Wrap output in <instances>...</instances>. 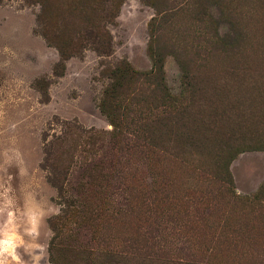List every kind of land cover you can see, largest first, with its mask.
<instances>
[{"label":"rangeland","instance_id":"obj_1","mask_svg":"<svg viewBox=\"0 0 264 264\" xmlns=\"http://www.w3.org/2000/svg\"><path fill=\"white\" fill-rule=\"evenodd\" d=\"M167 1L184 12L152 30L162 0H124L108 25L110 55L87 50L55 76L40 6L0 0V239L17 238L24 264H264V200L242 206L211 181L220 152L236 197L264 187V0ZM150 47L170 92L181 94L184 68L195 95L183 124L158 125L159 147L129 155L113 148L98 108L104 70L124 60L147 72ZM94 132L106 135L101 150ZM89 172L108 182L88 185ZM66 201L82 217L55 232Z\"/></svg>","mask_w":264,"mask_h":264},{"label":"trees","instance_id":"obj_2","mask_svg":"<svg viewBox=\"0 0 264 264\" xmlns=\"http://www.w3.org/2000/svg\"><path fill=\"white\" fill-rule=\"evenodd\" d=\"M26 1L40 6V13L37 16L39 33L46 43L58 52L59 61L54 67L55 76L63 74L65 61L72 57H81L87 50L94 51L100 57L110 55L111 36L108 25L114 23L124 0ZM185 3L189 4L190 2ZM152 7L156 9L158 15L154 20L155 25H150L152 30L159 26L164 19L167 18L170 21L184 12L183 6L171 5L167 0H162V4H154ZM189 8L190 6L187 7V10ZM150 51L152 68L147 72L136 71L124 60L117 62L112 68L104 70V74L110 82L103 91L98 108L112 125L108 137L113 148L129 155L136 151L146 155L152 149L159 147L161 137L158 125L162 122H170L169 120L172 119H179L183 124L193 104V99H188L186 95H195V91H193L195 78L193 79V76L184 68H181L184 88L180 95L172 94L165 82L163 57L159 52L153 50V47H150ZM105 136L104 133L97 132L88 134L91 144L99 145V150L105 146ZM184 136L186 138L183 140L186 143L185 147H192L194 144L190 142H195L193 136L189 137L187 132H184ZM180 148L182 149V147ZM217 159L214 173L211 176V181L217 184L216 192L231 197L245 207L253 208L260 205L261 200H264V187L252 197H236L232 189L228 163H224L220 152L217 153ZM96 167V164L92 165L88 170L96 171ZM86 175L89 179L95 176L90 172ZM100 177L102 179L94 178L88 185L94 180H98V186L103 188L106 181L108 182V174ZM118 177L121 179L118 180V189L123 192L122 200L129 204L127 199L129 188L125 187L123 176L118 175ZM54 185L57 184L54 183ZM85 187L87 186L85 185ZM85 187L83 192L86 190ZM78 192L80 194L82 188L79 187ZM149 208L153 211L156 207H153L151 202ZM151 210L149 212H152ZM81 212L77 201H66L61 214L55 217L51 224L53 231L56 232L59 228L66 229L71 223L82 217ZM170 263L181 264L182 262L172 260Z\"/></svg>","mask_w":264,"mask_h":264},{"label":"clouds","instance_id":"obj_3","mask_svg":"<svg viewBox=\"0 0 264 264\" xmlns=\"http://www.w3.org/2000/svg\"><path fill=\"white\" fill-rule=\"evenodd\" d=\"M16 237L3 233L0 239V264H24L18 254L20 245L16 243Z\"/></svg>","mask_w":264,"mask_h":264}]
</instances>
